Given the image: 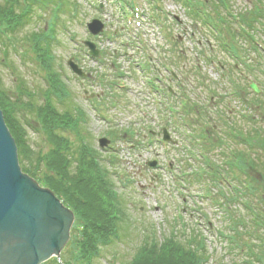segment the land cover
<instances>
[{"label": "rangeland", "instance_id": "1", "mask_svg": "<svg viewBox=\"0 0 264 264\" xmlns=\"http://www.w3.org/2000/svg\"><path fill=\"white\" fill-rule=\"evenodd\" d=\"M78 1L80 2L79 11H73L72 13L71 9L67 14H63L62 12L58 13L60 21L61 18H65V16H70L71 18L62 19L65 23V27L63 24L57 26V40L61 42L53 46V54L56 57L55 68L56 71L63 74L66 84L71 90L70 92H72V98L75 103L87 112L86 119L82 123L80 131L86 136L88 142L92 144V150L98 154L97 157L101 156L99 160L101 165L110 170V176L115 184L114 191L119 193L118 199L123 197L125 209L124 220L116 223L118 226V236L112 237L110 243H98L99 247L96 248V256L92 257L90 263L130 264L140 251L144 250L148 252L150 248H153L154 244H152V242L155 241L160 245V248L157 249L156 253L150 255L153 259L150 257H143L137 264L140 262V264H143L146 260L149 261L148 259H151L149 264H155L154 262L157 264H165V262L171 261L170 258L179 261V264H186L187 261L184 258L185 256L180 252L181 249L178 252L172 250L173 247L168 245L166 240L169 237L178 238L179 242L183 243L186 239L195 234L198 235L199 233L204 237L210 255L209 260L205 264H231L232 259H230L226 252L230 248L228 246L229 242L221 236V231L223 230L222 232L229 234L226 227L233 225V222H228L227 217H223L224 212L222 210L219 211L216 208L217 205L213 204L217 197L219 199V192L217 189L211 188L210 192L207 193L204 189V185H191L187 180H181V182L178 180V183L181 184L178 185L176 180H171L172 175L169 171L161 169V167L152 169L148 165V162L153 158L164 163L166 157L162 156L160 147L156 146V149L155 147H149L150 144L148 140L143 138L146 125H152L154 123L151 116L157 115V112L154 108H151V101L148 102L149 106L146 108L141 107V104H147L144 103L143 100L144 95L147 96L142 82L143 70H141L140 67L136 69L132 66L131 60L132 58L134 59L136 54L131 48L128 49L123 47V41L128 40L125 33L132 35L136 34L135 31H140L141 42L139 47L146 50L149 47L152 52H150V50L147 52L155 57H159L158 54L160 53L167 54V56L171 55V48L180 47L185 49V54L182 53L183 55L174 57L177 60L176 64H174L175 69L181 72L191 70L194 74V76L193 74L191 75V80L195 83L196 87H194L193 84L190 86V97L191 100L195 98L198 104H202V107L206 108V120L209 121L211 119L212 123L215 124L216 132L214 131V133H212V138H218V134L226 139L228 138L227 141L229 145H231V147L233 145L236 149L238 148L237 150L243 149L244 151L246 147L240 144L236 145L238 141L231 140L229 136H227V127L230 125V120L228 119L233 116V114H229L227 109L232 111L241 110L242 113L246 115H249V110H244V106L241 104L244 101H237L238 94H232L236 86L235 82L238 81V83L241 82L242 84L246 80H254L257 82V80H259L257 76L264 82V74L259 73L256 69L254 73L256 72V74H259L256 75L247 70L248 66L243 64H240V67L237 65V70L233 69L235 62L234 58L217 44L212 53L213 62L210 63L209 59L204 60L201 58L196 60L195 57L197 56V52L193 51L191 48H193L197 40L200 39L201 41H207L213 44L216 43V39L211 35L212 26H209L210 24L206 22L209 18L205 17L204 14L197 18L189 11L190 6L184 7L180 2H176L175 0H157L165 11L169 12L168 17L165 16L166 14L164 15L165 17H163V20L164 18H168L166 27L161 26L159 22L158 24H154V27H149L146 24L140 27L134 26L133 31H130L128 26L124 27V23L120 21L121 18L117 15L119 7L117 6L116 0H108V3H104V0H100L103 2V5H106L100 17L106 24V31L108 32L107 38L105 37L106 34H100L95 37L90 36L87 30L88 23L91 22L94 15L99 13L96 11L94 7L95 4L92 0ZM135 1L136 4L143 9L144 16H146L143 20L146 23L153 13L154 3L150 4V0ZM204 1L205 0H196L192 5L198 3L202 4ZM182 2L184 3L183 0ZM228 2L233 7L235 13L239 14H245L247 9L251 10L255 8L254 0H228ZM211 8L213 9L211 15H215V13L218 12L215 10L216 7L211 5ZM36 11V14L32 18L26 20L27 22L24 21L26 24L21 28L22 30H17L12 34L1 33L0 77L2 81L0 84L2 86L4 84V89L7 90L12 100L18 89L24 86L33 90V92L37 90L36 92L39 94L37 95L39 98L38 104H44L45 96L43 95V91L48 88L46 82L47 77L43 68L41 70L38 64L25 61L28 60L33 53L32 46L34 34L36 32L41 33L43 29L47 27L53 11H51V9L45 11L39 8H37ZM227 19L228 18L225 16V20ZM260 20L264 25V16L260 17ZM116 27L118 28L117 34H115L116 37L114 35H112V38L108 37ZM144 30H146V34H144ZM121 31L125 32L123 33L124 36H119ZM193 31L197 34L191 39ZM9 37L14 40L12 41ZM86 39L94 40L100 49L109 53V55L105 57L109 59H107V63L104 66H100L94 59L85 56V49L82 47V44ZM255 41L259 42V47L264 50V28H260V33H257ZM207 42L204 44H207ZM144 43L148 46H145ZM11 44H14V46ZM115 48L117 51L113 54L112 52ZM247 48L252 49L246 53L244 52L243 56L250 55L251 59L256 60L255 64L254 61H248L249 59L247 58L249 67H255V65H258L259 61H263L264 63L263 54L258 55L254 53L252 46L248 47L247 45L244 47V50ZM15 50L19 54H17ZM20 54L24 57V61L20 58ZM70 58L74 60L77 58L76 62L84 67L86 71L92 70V75H90L93 76L95 80H81L68 65L67 62ZM112 61H117L119 71H123L121 75L123 80H120L116 71L111 67ZM205 61L207 64H205ZM197 62H201L203 65L202 73H206L204 77L197 75L198 68L197 70L194 69V65H196ZM133 65L138 66V64L134 63ZM171 66H173V64H171ZM219 69H221V73ZM229 70L230 72L228 73ZM102 75H106L104 77L105 79L103 78L104 81L108 80L107 82L114 86L113 92H110L107 86H103L104 82L99 83V81H97V79L99 80V78H102ZM239 75H242V77ZM231 76H233V78ZM198 78H202L205 85H198L199 87H197V84H200L198 83ZM232 79L235 81H232ZM121 81H126L125 84L127 83L128 85H126L128 87L131 86V90H119L121 88L118 84H120ZM208 82L210 83V87ZM110 84H108V86H110ZM106 87L108 90H105ZM92 94L94 95L93 97L98 94L100 97L107 98L106 101H110V104L103 106V110L109 120L104 118V115H102L98 107H96L95 102L92 101ZM241 94L244 96L245 100L249 101V104L253 103L254 109H251L250 112L255 113V117L259 118V124L261 119H264V110H262L264 109V98L261 99L263 100V104L260 109L251 91L241 92ZM112 101L114 103H112ZM220 102L223 103L220 104ZM20 113L22 121L27 127L25 138L28 140V143L26 145H31L36 153L41 154L40 152L42 151L43 156L51 152L53 146L51 148L49 143L46 146L45 135L36 131L37 127H42V131L46 130L45 127L43 128L42 126L44 124L43 120L39 122L37 117L34 119L23 111H20ZM141 113L142 115L146 113L148 118H143ZM220 113L223 114L219 117L218 114ZM198 121L199 118L196 117L195 123ZM124 126L133 129L135 134L133 136L128 133L123 134ZM255 126H257V124ZM111 130H116L117 135L108 134ZM193 130L196 131L198 128H193ZM209 130H213V128ZM65 134L74 142H78L76 131L73 132V130H70ZM104 137L111 139L112 142L109 147L105 148L100 146V140ZM181 140V138L178 139V142H180L178 143L179 147L177 146L180 151H182ZM112 146L113 151H109ZM220 150L222 151L221 147L215 144L206 146L207 157H209L210 161L215 165L222 163V159L230 154L225 148H223V151L226 152L225 154H222ZM180 151L175 150L171 157L176 158L178 156L177 154L181 153ZM179 155L183 156L187 155V153L185 152ZM245 155H249L254 159V167H251L253 172L251 171L250 173L254 175L258 184L259 182H264V151L258 154L249 152L245 153ZM112 158L116 160L114 161ZM186 160H189L188 156H186ZM190 160L192 166L189 168L186 167L184 170L189 171L192 175L194 171L197 172V167L200 166L198 164L199 157L193 155V159ZM44 165L47 166L46 163H44ZM176 165L178 164L176 163ZM50 171L56 172L52 169ZM165 174L167 175L165 176ZM56 175L58 178L60 177L57 172ZM128 178L132 179V184L130 185L128 184ZM182 185L184 187H182ZM46 186L54 190L51 186ZM260 190L259 196L253 195L248 197V201L251 207L257 212L263 213L264 201H262V196H264V190ZM79 192H77V196L84 194L83 190L82 192L79 190ZM85 192L88 196L86 189ZM224 192L227 193L226 190H224ZM220 199L222 201L224 197L221 196ZM104 200L105 199H102V201ZM77 202L79 204L76 203L75 200H72V203L67 205L75 213V223L72 229V239L74 236L75 240L73 239L74 241L72 240L62 252V257L68 264H73L75 254L83 252L80 249V242L75 238L77 235L79 238L82 237V239H84L83 234L86 224L83 225V223L87 221L90 226L91 224L98 225L95 224L97 222L92 219H98L97 215L91 212L90 209L85 208L82 204V202H84L82 199L77 200ZM230 205L229 208H231V211L234 210V215L237 216L236 219L240 215L246 216L248 214L247 210L242 208L240 203L236 205L233 201ZM82 206H84V208H82ZM96 206L97 205H95L93 201L91 208L97 209ZM225 207H228V205ZM245 220L246 222H240L239 226H241V224L244 226L250 224V219L247 220L246 217ZM252 225L254 227H252ZM255 227L259 226L251 222L249 228L257 232ZM79 228L80 234L77 232ZM245 236L244 233H240L237 237L238 242H240L242 246H244L245 242L258 244L257 242L248 240ZM250 252L252 251L246 250V254ZM246 254L244 255L236 252V259H233L238 264L253 263L255 260L253 254L251 253L250 255L253 259L248 258ZM247 258L248 261H246ZM54 260L52 257L46 264H57ZM74 264H88V261H80Z\"/></svg>", "mask_w": 264, "mask_h": 264}, {"label": "trees", "instance_id": "2", "mask_svg": "<svg viewBox=\"0 0 264 264\" xmlns=\"http://www.w3.org/2000/svg\"><path fill=\"white\" fill-rule=\"evenodd\" d=\"M46 1L55 3L60 0ZM62 1H65L64 3L68 7H72L71 0ZM14 10L13 0H0V27L6 24L14 25L16 21ZM26 22L22 20L18 30L23 28ZM34 50L36 54L40 55L42 52L41 56H45L46 44L38 43L37 46L34 47ZM46 69L50 74L52 73L51 69ZM18 91L20 93L15 95L12 100L7 90L4 89V84L3 86L0 84V104L3 109L8 108V111H5L6 120L17 140L24 168L30 172V174L37 177L44 185L51 186L67 205L71 204L72 200L78 203L77 200L82 199L84 201L82 204L85 208L90 209L91 212L97 215L98 219L95 220L92 218L97 222L95 223L98 224L97 226L93 224L90 226L87 221L83 223V225L86 224L83 234L84 239H82V237L79 238L77 235L75 236L76 240L80 242L81 251H83L80 252V255L84 258L91 257L96 250L95 246L98 245L99 240L108 238L115 229H118L116 223L124 220V199L123 197L118 199L119 196H117L114 191L115 184L110 176L109 169L102 166L101 163L96 162L97 159L94 156L95 152L92 150V144L88 142L86 136L78 131V142L76 143L69 137L63 135L66 128L61 130L55 129L57 125L59 126L64 123L68 124L74 119L75 102L70 98H62L61 105L65 106V111H60L58 100L54 99V101L46 105L38 104V97L25 100V88H20ZM20 111L25 112V114H28L34 119L37 117L39 122L43 120L44 124L42 126L43 128L45 127L46 130L42 131V133L46 137V146L48 143L51 148L53 146L51 152L43 156L42 151L40 152L41 154L36 153L35 150L30 149V147L26 145L27 141L24 139V136L21 137L24 128L18 117ZM44 163H46L47 166H45ZM49 169L56 171L60 177L58 178L56 172L50 171ZM85 189L88 196L86 195ZM79 190L81 192L83 190L84 194L77 196L76 194ZM101 198L105 200L102 201ZM93 201L94 204L97 205V209L91 208ZM84 206H82V208H84ZM79 230L80 228L77 229V232H79ZM166 243L172 246V250L176 252L181 249L180 252L185 256L184 258L187 261L186 264H205L209 260L210 255L208 249L205 244L199 240L197 234L186 239L183 243L179 242L178 238L169 237ZM152 244H154V247L150 248L148 252L144 250L140 251L138 254L140 258L135 264L143 257H150L153 259L150 255L156 253L160 245L155 241H153ZM151 259H148L149 261L146 260L143 264H149ZM170 259L171 261H167L165 264H179V261H175L174 258ZM54 262L56 263L57 260L55 259ZM154 263L157 264L156 262ZM88 264H90V262H88Z\"/></svg>", "mask_w": 264, "mask_h": 264}, {"label": "water", "instance_id": "3", "mask_svg": "<svg viewBox=\"0 0 264 264\" xmlns=\"http://www.w3.org/2000/svg\"><path fill=\"white\" fill-rule=\"evenodd\" d=\"M92 28L98 31L95 25ZM74 221V211L52 189L22 172L0 109V264H43L60 257Z\"/></svg>", "mask_w": 264, "mask_h": 264}]
</instances>
